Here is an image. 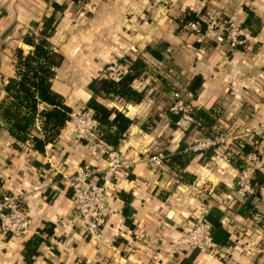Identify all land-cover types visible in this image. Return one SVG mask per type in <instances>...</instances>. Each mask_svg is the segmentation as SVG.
<instances>
[{
    "label": "crops",
    "instance_id": "0c3cea01",
    "mask_svg": "<svg viewBox=\"0 0 264 264\" xmlns=\"http://www.w3.org/2000/svg\"><path fill=\"white\" fill-rule=\"evenodd\" d=\"M43 1L50 6L51 0ZM171 1L170 10L177 14L193 11L203 19L207 11L219 9L225 17L240 22L247 16V6L258 15L260 24L253 34L246 28L249 35L244 46L237 48L227 44L219 25L206 27L203 41L197 42L193 33L178 29L166 7H156L149 0H85L88 16L77 12V4L70 7V17L61 16L50 37L64 56L53 88L72 107L83 106L90 94L86 85L104 62L147 55L168 64L170 73L182 74L186 84L193 75H201L192 97L194 105L231 110L235 121L246 128L263 121L264 0ZM42 9V0H0V98L3 82L13 72L7 51L16 46L30 48L22 35L31 21L41 24L49 14H41ZM157 76L139 102L104 99L134 118L116 148L128 157L129 164L116 170L106 193L104 240L83 236L66 181L82 166L90 167L98 177L109 162L104 144L80 137L68 119L57 139L40 152L30 142L14 141L0 125V195L9 192L22 198L33 230L25 236L0 234V264H25V241L47 222L53 223V232L44 234L33 264H264V183L254 198L257 211L244 216L227 208V197L233 202L240 195L238 168L219 150L192 153L178 171L166 162L160 167L148 163L153 147L164 142L159 147L174 152L186 134L180 125L152 127L144 119L154 98L168 102L166 75ZM135 87L142 89L147 84ZM254 143L260 155L257 165L264 171V136ZM119 192L131 194L128 215L122 212L125 202ZM201 212L211 222L220 250L172 248L173 241L187 232Z\"/></svg>",
    "mask_w": 264,
    "mask_h": 264
},
{
    "label": "trees",
    "instance_id": "16d2710c",
    "mask_svg": "<svg viewBox=\"0 0 264 264\" xmlns=\"http://www.w3.org/2000/svg\"><path fill=\"white\" fill-rule=\"evenodd\" d=\"M85 1V0H82ZM73 0V2H82ZM51 12L44 16L41 24L38 21H31V27L22 35V41L30 45L27 50L21 46H16L13 50L12 64L13 72L7 76L3 82L4 94L0 98V125L3 126L14 141L27 144L40 152L45 151V146L49 142H54L61 129L68 121L72 106L66 101V97L52 86V80L55 77L56 69L63 60V54L51 42L52 36L59 16L62 12L65 2L51 0ZM246 18L242 25L250 33H256L260 24L258 15L249 7ZM200 19L193 11H186L178 15L176 23L183 25L191 19ZM204 19H201V21ZM203 26L205 23L202 21ZM32 28V29H31ZM37 28V30H35ZM239 44L237 48H241ZM119 61L126 64L127 70L117 79L107 74L99 73L93 76L86 87L89 96L85 107L91 108L95 118L98 120L97 139L104 143L109 149L118 148L121 140L125 137L128 127L134 122V118L128 116L123 109L116 105H109L104 99H117L124 102H139L145 95L146 88L137 89L134 81L141 77L147 70V61L142 56L135 58L126 57ZM126 62V63H125ZM202 82L200 74H195L186 84L185 89L193 97L197 93ZM211 107H199L193 105L192 114L195 117L197 127L204 135L212 136V127L216 123L217 116ZM171 126H175L179 113L166 109ZM192 125V124H191ZM190 125V126H191ZM262 136L252 134L249 138L234 139L232 142L234 154L229 160L236 168L247 161L250 167V184L253 188L251 192L244 193L243 198H236L238 202L237 211L246 216L252 215L257 211L254 198L260 195V185L264 183V171L253 161H248L247 155L250 151H255L258 155V149L255 147L254 140H260ZM185 141L181 139L174 152L165 150V162L175 171L182 169L188 162L191 151H185ZM213 149L206 148L205 151ZM125 205L122 208L124 215L130 214L129 201L130 193L119 192ZM46 227H41L28 238L22 250L25 264H33V256L37 252L38 244L44 240L46 235L53 232V223L47 222ZM225 242V241H223Z\"/></svg>",
    "mask_w": 264,
    "mask_h": 264
},
{
    "label": "built area",
    "instance_id": "2783aa9c",
    "mask_svg": "<svg viewBox=\"0 0 264 264\" xmlns=\"http://www.w3.org/2000/svg\"><path fill=\"white\" fill-rule=\"evenodd\" d=\"M154 3L165 2L166 0H153ZM184 27L194 34L197 40L203 39L204 29L199 19H191L184 23ZM246 27L239 21L229 19L225 26V40L231 47H237L245 42ZM124 64V63H123ZM108 68H113L108 70ZM107 75L115 79L126 72V64L118 63V67L107 66ZM174 101L169 109L179 113L178 123L182 130L186 132L198 123L192 114V103L186 101L178 90L172 91ZM69 119L74 123L76 133L85 139H97L98 120L93 114V110L88 107L75 106L69 113ZM192 124V125H191ZM191 125V126H190ZM248 133L264 136V121L258 123L252 128H247ZM230 136L222 132L212 136H204L193 145L184 147L185 151L193 153L200 152L209 147H217L221 143H226ZM100 144H104L98 141ZM104 151L108 155L109 162L101 170V174L96 177L94 171L88 166H82L77 171L66 177L71 188V197L74 203V214L77 217L83 236L92 241L104 240L102 236V227L106 221L104 207L106 203V193L108 187L113 183L115 172L118 168L129 164L128 157H123L118 149H109L103 145ZM166 153L156 151L148 157V163L154 167L163 166ZM248 161H257L258 155L255 151L248 153ZM251 172L248 164L238 173L237 185L241 193L251 192L253 190L250 184ZM31 216L22 205V198L14 193L4 192L0 195V234L28 235L33 232L31 227ZM36 232V230L34 231ZM172 248L185 245L190 249L217 253L220 245L215 241L212 234V224L205 217L204 213H198L193 218L187 232L173 241ZM174 249H172L173 251Z\"/></svg>",
    "mask_w": 264,
    "mask_h": 264
},
{
    "label": "rangeland",
    "instance_id": "374dc122",
    "mask_svg": "<svg viewBox=\"0 0 264 264\" xmlns=\"http://www.w3.org/2000/svg\"><path fill=\"white\" fill-rule=\"evenodd\" d=\"M59 2H65L66 3V7L62 12H58L57 16H59V18L61 16H63V18H67L70 17V12L69 9L70 7L74 6L77 4L78 6V11L76 9V11L78 13H80L81 15H83L84 17L88 16V10L89 7L86 4L85 1L82 2H73V0H58ZM150 3L152 5H155L156 7H166L167 11H169L170 16L172 17V19L174 20L175 25H177L176 23V19L178 15H182L184 13H175L174 11H171V0H166L165 2H157L154 3L153 0H149ZM42 13L41 14H45V13H50L52 8L51 5L49 6V4H47V2L42 0ZM75 11V12H76ZM198 15V14H197ZM199 16V15H198ZM199 19V18H198ZM204 20H202L205 23V27L202 24L201 18L199 19L201 22V26L203 29H205L206 27H212V26H216L219 25L220 28L223 30V36L225 37V26L227 25V22L229 21V19H232L230 17H225L224 14H222V12H220L219 9H214V10H209L205 13V16L203 18ZM237 21V20H236ZM240 22V21H239ZM242 23V22H240ZM178 29L191 33V31H189L188 29H186L184 27V23L183 25L178 26ZM248 34L247 30H246V35ZM58 34H56L57 36ZM249 35V34H248ZM248 35L245 37L247 39ZM197 42H202L203 40H197ZM245 43V42H244ZM243 43V44H244ZM14 50V49H13ZM13 50H11L10 52L7 51V54L9 56V60L11 61L10 63H12V56H13ZM9 52V53H8ZM142 57L147 61L148 67L147 70L144 72V74L139 77L138 79H136L134 81L135 86H138V88L141 86V84L146 83L147 84V88H146V94L148 93V91L150 90V88L153 86V84L158 80V74L159 73H164L165 76V84H164V88L166 91V95H167V99L168 102L163 103L161 101H157V99H153L152 102V106L149 109V111L147 112V114L144 115V119L148 118V125H151L152 127L154 126H159V125H164L166 123L169 124V117L167 115V113L165 112L166 109H169V107L172 105L173 101H174V97L172 96V91L173 90H178L182 96L184 97V99H186V101L191 102L192 103V107L194 105V103L192 102V96L189 95L187 93V90L185 89L186 86V79L184 78V76H182V74H172L169 71L168 68V64H159L157 63L152 57H149L147 55H142ZM149 59H148V58ZM121 61L115 59L112 61H106L104 62L99 70V73L102 74H107V71L105 70L106 67L108 66H114V67H118V63H120ZM122 63V62H121ZM122 65H124L122 63ZM108 70H112L113 68H108ZM169 73V74H168ZM164 105V106H163ZM76 106V105H74ZM83 107H85L83 105ZM214 114H216L217 116V120L216 123L213 125L212 127V135L216 134V133H220L222 132L223 134L227 133L230 138L228 139V141L225 143H221L219 146L215 147V150H219L220 152H222L224 154L225 157H227L229 159V157H232L233 154L235 153L234 150H232V148L230 147H234V144L232 143L234 141V139H239V138H249L250 133H248L247 128L248 126L244 127V125L242 124H238V122H236V117L234 115V112L231 110H228L226 108H223L221 106H215V109L213 110ZM140 117H143L140 115ZM264 121V120H263ZM262 122V121H261ZM170 125V124H169ZM179 124L176 123L175 124V128L178 126ZM257 124L253 125L252 127L256 126ZM243 126V127H242ZM160 127V126H159ZM251 127V128H252ZM185 146H189V145H193L195 143L198 142L199 139H201L202 137L206 136L204 135L203 131L198 128L197 126H194L192 128H190L189 130H187L185 132ZM247 133V134H245ZM158 142H160L159 140H156ZM158 145V144H155ZM165 143L161 142V144H159L158 146H155L152 148V150H157V149H163L165 151H169L166 148H160L164 147ZM214 150V151H215ZM105 155L108 157L107 153L104 152ZM255 165H257V161L254 162ZM247 165V161L244 160V162L240 165V169H238L237 172V176L238 173ZM258 166V165H257ZM237 185V182H236ZM234 186V185H233ZM231 188H233L232 186H230ZM237 192L240 194L238 196V198H243L244 197V193H241L239 191V186L237 185L236 187ZM72 193V191H71ZM246 193V192H245ZM228 199V203H230V205L227 206L229 212L231 213L232 211L235 212V210L237 209L238 206V202H235V200L233 202H229V200L231 199L230 197H227ZM225 257V256H224Z\"/></svg>",
    "mask_w": 264,
    "mask_h": 264
},
{
    "label": "water",
    "instance_id": "95a60500",
    "mask_svg": "<svg viewBox=\"0 0 264 264\" xmlns=\"http://www.w3.org/2000/svg\"><path fill=\"white\" fill-rule=\"evenodd\" d=\"M238 180V177H237V179H236V181Z\"/></svg>",
    "mask_w": 264,
    "mask_h": 264
}]
</instances>
